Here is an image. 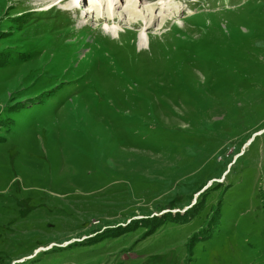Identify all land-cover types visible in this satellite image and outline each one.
Masks as SVG:
<instances>
[{
  "label": "rangeland",
  "instance_id": "374dc122",
  "mask_svg": "<svg viewBox=\"0 0 264 264\" xmlns=\"http://www.w3.org/2000/svg\"><path fill=\"white\" fill-rule=\"evenodd\" d=\"M91 1L0 0V264H264V0Z\"/></svg>",
  "mask_w": 264,
  "mask_h": 264
},
{
  "label": "bare ground",
  "instance_id": "6f19581e",
  "mask_svg": "<svg viewBox=\"0 0 264 264\" xmlns=\"http://www.w3.org/2000/svg\"><path fill=\"white\" fill-rule=\"evenodd\" d=\"M66 0H58L57 5L58 4H62L64 3ZM129 5L127 6L126 9H124V13H118L116 12L117 10L114 9L113 7V3L112 1H109V5L108 8L106 9V12L104 10H99L101 9V7L103 6V4L99 1H91L90 6L93 9V13H95L97 16L94 19L99 25L97 26V28H94V33L96 34L98 33V35L96 36V38L99 39L98 43H95V46L98 50H100V52L102 53V56H97V59L95 61L94 66H97V63H101V62H105L107 60H110V57H114L115 55H117L118 51H123L125 49V47L127 46V44L124 42L125 40V35L127 33H129L128 30H125V32H121L118 28V25L115 28H107L104 29L102 27V23H106V27H110L109 25L111 23H115L117 22L118 24L121 23H126L129 24L132 27H144L146 26V28L151 25V22L153 20H156V15L155 13V9H158V7L156 6H147L144 7L142 9V11L139 9L142 2H140V4L138 5V1H133V0H128ZM161 12H168L171 9V2L168 1H164L161 3ZM247 5L246 2L245 3H240V2H236L234 4L235 8H240ZM78 8V7H77ZM75 8V11H78V9ZM164 12H162L161 14L163 15L162 17H164ZM126 14V16H125ZM70 20V17H69ZM166 17H164L162 19V23L165 22ZM164 24V23H163ZM163 24H161L163 26ZM130 30V29H129ZM73 31V30H72ZM132 31V30H131ZM77 35L80 36L82 33L81 31H77ZM115 36V37H114ZM117 39H114L116 38ZM162 37V36H161ZM144 38L146 39L147 37L142 35V37L140 38V42L142 43V41H144ZM78 38H76L77 40ZM97 41V40H96ZM128 42V41H127ZM148 43H149V50L151 52V46L153 44V39L150 35H148ZM83 45V44H82ZM78 45L77 44H72L71 45V50L76 48ZM142 47V44L140 45ZM143 49V48H142ZM113 50V51H112ZM141 53V52H140ZM139 53V54H140ZM173 55V51L171 49V46L168 45L164 50H163V56L165 57V61L168 60L167 58H169V56ZM144 56H147V54L144 53ZM44 57V56H43ZM36 59V61L31 62L30 64H25L22 65L21 68H19L17 71H21L22 69H25L24 71V75H28L30 73H33L35 71H44L45 68V63L44 61H41L42 58ZM140 60L144 63L145 61L142 60V58H140ZM170 60V58H169ZM171 61V60H170ZM60 66L58 68L60 69H64L67 70L68 67L65 64H59ZM23 75V76H24ZM67 75V73L63 72V73H59V77L57 78H61L62 76ZM73 76V74H71ZM21 74L17 77V83L18 85L22 82V80L28 78L26 76L23 77ZM124 154H121L120 156H123ZM119 156V155H118Z\"/></svg>",
  "mask_w": 264,
  "mask_h": 264
},
{
  "label": "trees",
  "instance_id": "16d2710c",
  "mask_svg": "<svg viewBox=\"0 0 264 264\" xmlns=\"http://www.w3.org/2000/svg\"><path fill=\"white\" fill-rule=\"evenodd\" d=\"M205 193H202V195H204ZM168 216V215H167ZM168 217H170V216H168ZM167 218V217H166Z\"/></svg>",
  "mask_w": 264,
  "mask_h": 264
},
{
  "label": "water",
  "instance_id": "95a60500",
  "mask_svg": "<svg viewBox=\"0 0 264 264\" xmlns=\"http://www.w3.org/2000/svg\"><path fill=\"white\" fill-rule=\"evenodd\" d=\"M239 156H240V155H239ZM239 156H238V157H239ZM238 157H237V158H238Z\"/></svg>",
  "mask_w": 264,
  "mask_h": 264
}]
</instances>
